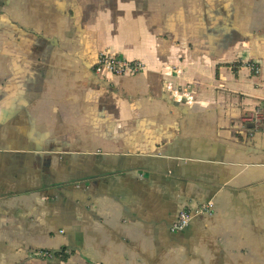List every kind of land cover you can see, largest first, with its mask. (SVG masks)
<instances>
[{
  "label": "crops",
  "instance_id": "1",
  "mask_svg": "<svg viewBox=\"0 0 264 264\" xmlns=\"http://www.w3.org/2000/svg\"><path fill=\"white\" fill-rule=\"evenodd\" d=\"M0 264H264V0H0Z\"/></svg>",
  "mask_w": 264,
  "mask_h": 264
},
{
  "label": "built area",
  "instance_id": "2",
  "mask_svg": "<svg viewBox=\"0 0 264 264\" xmlns=\"http://www.w3.org/2000/svg\"><path fill=\"white\" fill-rule=\"evenodd\" d=\"M251 68L256 75L260 74L261 69L257 63H253ZM144 69L145 67L141 62L131 61L116 54L103 52L100 54L96 63L95 74L103 78H108L110 76H124L128 74L136 75L143 72ZM174 95L177 97V92H174ZM211 208L212 205L207 204L196 210L186 209L182 211L174 224L173 230L185 229L195 215L210 213Z\"/></svg>",
  "mask_w": 264,
  "mask_h": 264
}]
</instances>
